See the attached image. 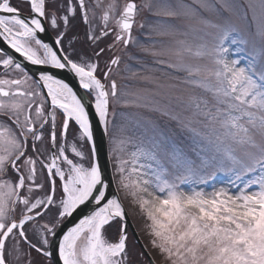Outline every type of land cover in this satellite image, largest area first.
<instances>
[{
  "label": "snow or ice",
  "instance_id": "obj_1",
  "mask_svg": "<svg viewBox=\"0 0 264 264\" xmlns=\"http://www.w3.org/2000/svg\"><path fill=\"white\" fill-rule=\"evenodd\" d=\"M25 2L29 4L28 16H22L20 7L13 0H0V39L33 65L69 68L78 77L80 87L89 94L94 93V113L107 131L110 100L118 99L116 81L112 80L106 86L96 75L97 62L83 58L73 60L63 48L54 49L38 38V33L45 31L43 20H49L53 28L59 27L56 11L48 10V4H54L55 0ZM77 5L85 23H88L85 0H77ZM60 7L65 13L73 16L76 13L71 0ZM113 7L109 5V8ZM136 10L134 2L124 7L116 20L114 43L128 45L132 41ZM162 14L175 17L179 13L165 9ZM109 18V12L105 11L101 36L113 31L107 28ZM59 20L66 27L69 15L65 14ZM62 39L63 33L56 38L55 44L61 45ZM89 39L99 37L90 35ZM100 51L103 52V49ZM227 52L223 40H220L215 47L203 46L196 54L213 57L217 65L215 71L210 72L216 81L210 90L215 95L218 107L215 113L210 109L203 113L210 123L218 122L223 130L210 129L215 134L216 143L230 140L255 150V153H247L252 157L251 164L237 158L232 151L224 153V160L237 180L245 175L250 177L242 186L230 180L229 187H220L210 193L203 190L185 192L181 190V185L187 183L193 172L191 161L181 155L174 154L172 159L174 167L181 169L183 174L169 180L165 178L167 170L157 160L155 151L141 149L132 154L131 160H125L119 155L121 148L113 149L121 187L127 189L131 186L152 197L141 196L140 208L151 221L149 227L150 235L154 237L151 241L153 247L159 249L170 264H264V175L259 174L264 173V71L257 73L254 66L238 67V59L229 62L223 58ZM118 63L119 57L110 61V65ZM160 63L164 65L165 61L161 60ZM0 64L5 68L14 66L20 73L17 79H0V97L8 98L0 99V113L9 114L13 125L0 128V264H13L14 260L19 264V241L51 257L52 253L44 250L50 243L49 235L55 236L60 222L73 216L86 203H91L93 209L67 228L57 242L59 260L62 264H125L126 234L121 231L118 240L113 242L105 232L106 226L113 220L124 216V210L118 198H108L109 185L103 178L99 161L90 160L86 166L69 157L65 144L56 148L57 109L62 110L64 117L62 139L66 140L69 122L72 121L77 125L80 139L93 140L89 106L68 83L49 72L40 73L35 81V90L31 86L22 90L31 80L23 65L11 55L0 57ZM167 66L177 67L174 64ZM186 70L192 74V70ZM108 74L104 73L105 79ZM41 88L46 89V102L50 104L47 114L43 105L36 101L37 96L44 95ZM34 105L35 119L31 112ZM49 120L52 124L50 140L55 150L45 156L36 148V142L42 139V130ZM257 135L261 138L260 142H257ZM29 139L34 153L31 156L28 155ZM212 142L209 140V143ZM114 143L122 145L124 140L117 139ZM71 152L84 159L83 152L77 150L74 144ZM95 155L96 149L93 147ZM141 157L156 161L157 167L153 168L151 164L137 166ZM38 163L49 177L51 188L44 196L34 198L32 193L43 188L42 183H36ZM9 172L15 175L14 181L6 178ZM132 174L140 179L129 183ZM251 174L257 175L251 178ZM53 177L61 181L58 199ZM149 185L156 187L161 195L150 193ZM231 187H236L235 194ZM132 194L135 196L136 192ZM52 206L57 210L55 222L51 227L47 224L40 226L38 247L28 240L26 225L46 215ZM9 241L12 242L11 247Z\"/></svg>",
  "mask_w": 264,
  "mask_h": 264
},
{
  "label": "rangeland",
  "instance_id": "obj_2",
  "mask_svg": "<svg viewBox=\"0 0 264 264\" xmlns=\"http://www.w3.org/2000/svg\"><path fill=\"white\" fill-rule=\"evenodd\" d=\"M136 1L134 23L135 30L139 29L140 33L134 36L136 39L133 40L132 48L140 50L142 55L132 58L138 52L116 45L115 56L120 51L127 57L119 59L115 69L111 70L118 85V99L110 100L108 146L119 195L132 212L130 216L141 214L142 220L137 221L135 227L139 231L144 230L152 241L151 221L139 204L141 196L148 199L152 197L131 186L127 189L121 187L113 149L121 148L119 155L125 160H131L132 154L141 149L155 151L157 160L167 170L165 178L169 180L183 174L181 169L174 167L172 159L174 154L181 155L191 161L193 172L187 183L181 185V190L185 192L203 190L210 193L220 187H229L230 180L242 186L250 177L245 175L237 180L224 160V153L232 151L237 158L251 164L252 157L247 153H255V150L230 140L216 143L215 134L210 129L223 130L218 122L210 123L203 113L209 109L215 113L218 107L215 95L210 90L216 83L210 72L215 71L217 65L213 57L196 53L203 46L212 48L223 40L228 49L224 59L229 62L238 59V67L254 66L257 73L264 71V0ZM165 9H173L179 14L175 17L165 16L162 14ZM130 56L132 63L128 64L126 58ZM161 60L165 61L164 65H161ZM168 64L177 67L170 68ZM186 69L192 70V74ZM109 79L106 86L109 85ZM76 134L77 137H73L68 148L71 151L74 144L77 150L83 152L84 159L78 162L87 166L92 160L90 150L86 140L80 139L79 132ZM117 139H123L124 143H114ZM256 139L257 142L261 140L259 135ZM209 140L213 142L209 143ZM77 158H74L75 162ZM139 164L157 167L156 161L144 157L138 160L137 166ZM256 175L251 174V178ZM139 179V176L132 174L129 183ZM236 190V187H231L233 194ZM134 191L135 196L132 194ZM148 191L161 195L152 185L148 186ZM109 227L105 229L106 235L115 242L120 235L121 223ZM130 237L126 240L125 264H143L141 253H138ZM157 257V264H170L164 261L163 256Z\"/></svg>",
  "mask_w": 264,
  "mask_h": 264
},
{
  "label": "flooded vegetation",
  "instance_id": "obj_3",
  "mask_svg": "<svg viewBox=\"0 0 264 264\" xmlns=\"http://www.w3.org/2000/svg\"><path fill=\"white\" fill-rule=\"evenodd\" d=\"M85 0V5L88 9V18L89 22L85 23L81 16L80 9L77 5V0H71L74 7H76V13L73 16L70 13H65L64 9L60 7V5H66L67 0H55V3L48 4V10L56 11L57 15V22L59 24L58 28H53L49 20H45V23L52 33L53 36L56 38L63 33V39L61 42L60 48H63L65 53H70L73 60H80L81 58L90 60L92 62L98 63V69L96 75L103 79L104 73L108 72V77L111 75V71L109 72V67L112 68L116 65H110L111 59L114 57H119L121 59L124 54H121L120 51L118 56H115L116 52V45L123 46L124 44L121 43H114V35L115 31L117 30L116 20L120 17L121 11L125 6V3L131 0ZM13 3L20 7L22 13L28 14L29 13V4L25 2V0H13ZM109 5H114L113 8H109ZM124 5V6H122ZM123 7L120 9V7ZM120 9V10H119ZM105 11H108L110 14V18L107 24L108 29H112L113 31L106 36H101V29L103 28V21L102 17ZM68 14L69 15V22L68 25L65 27L62 21L59 20V17ZM99 37V39H89V36ZM111 46V47H110ZM125 46V45H124ZM78 48V49H77ZM103 49V52L100 50ZM42 52V50H41ZM97 53H100L97 56ZM0 57L7 58V55L0 52ZM44 66V65H42ZM26 70V69H25ZM27 71V70H26ZM28 75L31 77L28 85L22 87V90L31 86L33 90L36 89V78L33 77L28 71ZM20 78V73L14 69V66H10L5 68L2 64H0V79H17ZM7 87V86H5ZM15 89H13L14 91ZM44 95L37 96L36 101L37 103H41L43 105L45 114L50 111V104L47 101L46 97V89H40ZM0 99H8L4 97H0ZM33 118L35 119V105L33 106L32 110ZM23 119V116H21ZM63 114L62 110H56V121H55V131H56V148L63 143L65 144V151L69 154V146L68 144L74 140V136L77 137L78 128L76 124L72 121L69 122V127L67 130V138L66 140L62 139L61 130H62V122H63ZM13 127L10 122L9 114L0 113V128L2 127ZM37 129H39V124L36 125ZM51 121L44 125L43 128V137L40 141L36 142V148L44 153L47 156L50 152L54 151L53 146L50 140V133H51ZM76 134V135H75ZM71 152V151H70ZM28 155H34L32 151V141L29 139L28 145ZM37 176H36V183H42L43 188L40 190H36L32 193L33 197H42L47 194L51 188L50 179L47 176L46 172L41 169L39 163L37 164ZM62 167H67L66 165H62ZM6 178H10L11 180H15L16 177L14 174L9 172V176ZM55 179L56 184V193L57 199L60 196L61 190V181L53 177ZM19 214V213H17ZM57 216V210L55 206H52L48 213L41 218H38L26 225V235L28 236V240L32 243L37 244L40 247V233H41V225L47 224L51 227L52 223L55 222L54 218ZM51 239V235H49V241ZM12 242L9 241V246L11 247ZM19 251V264H53L51 257L45 256L42 252L37 251L34 248H30L28 244L24 243L23 241H19L18 243ZM49 246V245H48ZM48 246L45 247V251L48 250ZM13 264H17L14 260Z\"/></svg>",
  "mask_w": 264,
  "mask_h": 264
},
{
  "label": "water",
  "instance_id": "obj_4",
  "mask_svg": "<svg viewBox=\"0 0 264 264\" xmlns=\"http://www.w3.org/2000/svg\"><path fill=\"white\" fill-rule=\"evenodd\" d=\"M22 14V13H21ZM29 14H22V16H28ZM45 31L38 33V38L41 39L43 42L48 43L51 45L54 49L58 48V46L55 44L54 38L51 36L49 31L47 30L44 21H42ZM0 50L7 54L14 57V59L21 63L26 70H28L33 77L38 79L41 72H49L50 74H53L56 76L57 79H62L66 83L69 84V86L77 93L78 96L83 97L84 102L89 106L88 111L90 113V118L92 122L93 127V140L88 141L91 153H92V160L96 159L99 161V164L101 166L102 175L105 180V182L109 185L107 189V196L108 198L116 197L119 199L117 190L114 185L113 177H112V171H111V165L109 162V156H108V146H107V139H106V132H105V126L98 121V117L94 113V103L90 101V99L87 97L85 90L82 89L79 85L78 77L75 76L74 73L71 72L69 68L65 69H56L54 66H41V65H33L30 62H27L24 60L22 56H20L19 53H16L14 49H11L6 42H4L2 39H0ZM59 54V53H58ZM93 147L96 149V155L93 156ZM120 200V199H119ZM121 203V201H120ZM122 205V203H121ZM122 208L124 210V216L121 218H118L121 220V231H123L125 234L127 233V229L129 228L135 242L139 245L141 251L146 256L150 264H155L153 259L151 258L150 254L146 250L144 244L142 243L141 239L137 235L133 224L125 210V208L122 205ZM93 209V205L91 203H86L85 205L81 206L71 217L66 218L56 229V235L52 237L51 243H50V252L52 253L51 258L54 262V264H62V261L58 258V245L57 242L62 236L63 232L67 230V228L72 227L75 223L79 221L84 215H87L90 213V211Z\"/></svg>",
  "mask_w": 264,
  "mask_h": 264
},
{
  "label": "trees",
  "instance_id": "obj_5",
  "mask_svg": "<svg viewBox=\"0 0 264 264\" xmlns=\"http://www.w3.org/2000/svg\"><path fill=\"white\" fill-rule=\"evenodd\" d=\"M120 197H121V196H120ZM121 198H122V197H121ZM122 201H123L125 207L127 208L129 214H131L132 212L129 211L126 202H125L123 199H122ZM130 217H131V219H132L134 225H138V222H137V221L141 222V220H142L141 214H138L136 217H133V216H130ZM134 221H135V222H134ZM136 222H137V224H136ZM136 228H137V227H136ZM142 230H143V227H142ZM137 231H138V233H140L139 235H140L142 241H143L144 244L146 245V247H147L148 251L150 252V254L152 255V257H154V260H155V261L157 260V258H158L157 256L162 257L163 255L159 252V249L153 247V245H152V243H151V238H150V236H148V235L145 233L144 230H143V231H139V230L137 229ZM130 239H131V237H130ZM132 240H133V239H132ZM132 243H134V242L132 241ZM134 244H135V243H134ZM135 247L137 248L138 253H140V249H139V247H138L136 244H135ZM161 255H162V256H161ZM140 257H141V260H143V264H148L147 259L144 257V255L141 254ZM164 261H166V260L164 259ZM156 262H157V261H156Z\"/></svg>",
  "mask_w": 264,
  "mask_h": 264
}]
</instances>
